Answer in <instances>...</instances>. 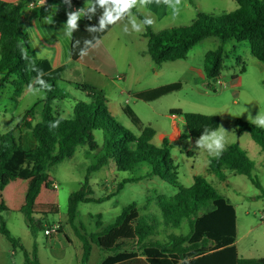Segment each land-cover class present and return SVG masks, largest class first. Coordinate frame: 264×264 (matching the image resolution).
<instances>
[{
    "label": "trees",
    "instance_id": "obj_1",
    "mask_svg": "<svg viewBox=\"0 0 264 264\" xmlns=\"http://www.w3.org/2000/svg\"><path fill=\"white\" fill-rule=\"evenodd\" d=\"M36 0H19L8 3L0 0V89L11 81L14 94L21 97L29 84L44 92L43 98L21 117L18 127L30 131L34 145L26 148L16 139L13 130L0 134V233L14 247L25 254V264H40L37 249L29 254L20 239L11 235L3 212L9 207L2 199V191L15 181H26L27 190L20 211L33 234L45 228L35 218L34 209L44 189L50 188V169L71 158L81 146L87 147V155L93 161L87 167L85 180L79 190L70 194L67 207L68 223L73 224L82 242V264H93L92 254L99 253L97 264H264V257L243 258L235 246L237 240V215L235 207L203 176H195L190 187L178 183L173 144L164 138L161 145L153 143L155 130L146 126L139 135L123 125L110 111L109 101L103 89L87 83H73L64 79L67 66L53 68L46 59L30 56L28 34L24 29L23 13ZM238 7L230 12L207 14L199 12L189 25L175 26L155 34L151 26L142 33L148 39L147 52L156 65L168 61L186 59L190 50L209 37H218L223 44L228 40L247 41L253 56L264 64V0H235ZM53 0H46L41 16L50 14ZM141 20L146 16L132 9ZM22 45L27 59L22 56ZM225 50L220 45L205 56V73L209 80L221 75ZM42 73L48 87L41 88L34 81ZM264 85V79H263ZM63 84V85H61ZM71 87L84 94L86 100L74 101L72 113L65 117L57 110L60 102L76 100ZM181 82L169 83L153 89L137 92L133 97L146 102L179 91ZM73 98V99H72ZM41 104V110L38 105ZM180 113L181 111H172ZM186 128L191 137L198 138L205 128L219 127V117L200 113H185ZM236 131L249 133L264 152V129L245 121L235 122ZM101 131L102 142L96 141L95 132ZM114 161L117 171L143 170L142 174L123 179L114 193L100 197L93 194L90 175L109 166ZM211 171L222 175L230 169L248 176L254 185L264 189L252 177L254 162L246 150L231 145L213 160ZM145 170V171H144ZM159 177L176 188L170 195L152 197L142 206L131 203L124 207L114 223L105 226L98 215L96 231L85 234L76 227L78 207L81 203H103L117 195L125 184ZM154 201L161 210V217L145 212ZM189 227L188 233L172 231L167 241L152 240L161 227ZM59 226L57 233H62ZM132 244L134 245L133 247Z\"/></svg>",
    "mask_w": 264,
    "mask_h": 264
},
{
    "label": "rangeland",
    "instance_id": "obj_2",
    "mask_svg": "<svg viewBox=\"0 0 264 264\" xmlns=\"http://www.w3.org/2000/svg\"><path fill=\"white\" fill-rule=\"evenodd\" d=\"M238 7L235 0H182L178 16H173L171 8L163 3L152 0L145 7L136 9L154 20L152 31L157 34L164 29L175 26L191 24L197 19L199 12L207 14H221L230 12ZM137 16V15H136ZM137 21H142L138 16ZM128 24V19L125 21ZM125 24L116 26L109 36L113 45L119 50L123 58L122 67L126 61L134 62L131 74L127 80L115 79L109 83L102 80L89 79L92 85L103 89L111 108L117 103L126 101L128 92L123 96L122 91H134L148 86L166 85L181 82L182 88L171 94L163 96L152 102H145L131 96V105L146 125H151L157 135L153 143L160 146L161 133L169 135L173 128L168 114L171 111L183 113L194 112L205 115H216L220 124L228 132L226 134L227 147L238 145L247 151L249 158L254 162L252 177L257 179L264 189V152L260 145L249 133L236 131L235 122H249L248 115L254 118L259 112L264 114V64L257 60L247 41H223L218 37H209L194 46L186 59L165 62L156 65L147 52L148 39L140 32L125 33ZM131 30V25L129 24ZM118 37H117V36ZM223 45L225 57L221 75L218 79L209 80L205 73V56L207 52ZM126 60V61H125ZM124 71H121V73ZM2 74L0 73V78ZM140 78V79H138ZM84 79V78H83ZM63 85V84H61ZM71 93L76 100L60 102L57 110L68 117L75 105L74 101L86 100L84 94L71 87ZM44 96L40 89L29 92L28 89L21 97H16L11 81L5 83L0 89V134L6 135L13 130L14 137L21 139L24 147H33L34 142L29 130L19 126L18 123L24 113L35 106ZM73 99V98H72ZM41 104L37 110H41ZM116 118L127 128L135 131L131 123L116 112ZM243 113V114H242ZM173 120H184L183 115L172 116ZM175 132L172 141L177 140L178 128L174 123ZM264 129V128H262ZM96 141L100 144L103 139L101 131L95 132ZM199 138V137H198ZM187 131L182 132L181 140L172 143L173 159L178 165V183L190 187L195 176L205 177L226 198L236 210L237 240L235 246L240 257H264V198L262 191L252 180L243 174L230 169H224L222 175L211 171V165L216 157L210 156L207 151L198 150L195 141ZM191 139V142H189ZM225 149V150H226ZM87 147L81 146L75 154L50 169V179L57 183L55 190L44 189L41 198L34 209L36 219L43 220L42 226L52 229L62 226V233L46 235L45 230H38L33 234L27 226L25 215L20 211L24 203L27 190L26 181H15L8 184L1 192L2 199L9 207L3 212L4 219L11 235L20 239L25 248L32 254L36 248L40 264H82V242L73 224L68 223L67 207L69 196L82 186L87 174V167L92 163V155H87ZM145 171V170H144ZM143 170L117 171L115 162L90 175V185L93 191L91 197L96 199L115 192L117 185L123 179L142 174ZM176 188L159 177L144 179L139 182L127 183L122 190L103 203H81L78 207L76 227L82 233L89 234L96 231V221L101 215L105 226L114 223L123 208L131 203H137L141 208L157 195H170ZM155 192L157 193L156 196ZM153 212L161 217V210L154 201L150 202L145 212ZM151 239L167 241L168 234L188 233L189 227L183 224L180 228L161 227ZM134 245L132 244L133 247ZM99 253L92 254L91 262L97 264ZM0 264H25L24 252L0 233Z\"/></svg>",
    "mask_w": 264,
    "mask_h": 264
},
{
    "label": "crops",
    "instance_id": "obj_3",
    "mask_svg": "<svg viewBox=\"0 0 264 264\" xmlns=\"http://www.w3.org/2000/svg\"><path fill=\"white\" fill-rule=\"evenodd\" d=\"M2 1L15 4L19 0ZM45 3L46 0H36L29 4L23 13L24 29L28 34L30 43V56L32 58L46 59L51 63L53 68L66 65L67 68L63 75L64 79L73 83H87L92 85L91 82H89V79L91 78L94 79V81L99 79L105 83H109L115 79H123L124 81L128 79L129 73L131 74L132 72L131 70L134 66V62L125 60L126 64L123 68V58H120L119 50L109 39L111 38L112 40V38L115 37L113 35L109 36L112 30L120 23L125 24L127 18L118 22L116 25H110L104 32L88 33L86 31V26L98 25L99 16L102 10L97 8V12L92 16L91 20H89L87 16L81 18L79 21L78 31H75L72 38H69L65 35L64 28V25L67 21V13L84 8L86 0H70L69 3H65V0H53L50 14L46 17H42L41 10ZM133 9L137 10L136 8ZM131 14L132 16H136L132 11ZM145 16L148 17V15ZM93 36L99 37L101 40L99 47L90 50L89 54L81 59L78 55L79 48H73L74 41L80 40V47H83V41L85 39H92ZM121 71L124 72L121 73ZM159 86L162 85L148 86L147 88H140L134 91H122V96L128 92L129 97H127L126 101H120L117 103L116 108H111V106H109L111 113L116 117V112L119 111L120 114L123 115L135 128V131H132L136 135H139L146 126L151 125H146L138 113L134 110V107L131 105V96L134 93L153 89ZM175 115H183L184 120H173L171 117ZM168 117L171 119L173 130L169 135L161 133L160 138L162 139L161 136H166L165 138H168L171 143L174 141L176 143L177 141L181 140L182 132L187 131L185 113L171 111L168 114ZM175 122L177 123V130L179 134L178 137L175 138L177 140L172 141L171 136L174 135L175 132ZM156 135L157 131L155 130V136Z\"/></svg>",
    "mask_w": 264,
    "mask_h": 264
},
{
    "label": "clouds",
    "instance_id": "obj_4",
    "mask_svg": "<svg viewBox=\"0 0 264 264\" xmlns=\"http://www.w3.org/2000/svg\"><path fill=\"white\" fill-rule=\"evenodd\" d=\"M69 2L70 0H65V3ZM151 2L152 0H86L84 8L67 13V21L64 25L65 35L72 38L73 33L79 29V21L81 18L87 16V18L91 20L92 16L96 14L97 8L102 10L98 25L86 26V31L88 33L104 32L110 25H116L126 18L128 19V24L124 25L123 31L125 33H130V31L140 33L146 26H153L154 20L150 17H146L142 21H137V19L132 16L131 10L137 7H145ZM155 2L158 4L163 3L171 8L174 17L179 15L182 0H155ZM129 24L131 25V30L129 29ZM100 43L101 40L99 37L93 36L92 39H85L83 41V47H80V40H75L73 48H79L78 55L82 59L89 54L90 50L98 48ZM18 47L21 48L22 56L27 59V53L22 45H18ZM41 77L42 73L36 77L34 83L39 84L41 88L48 87ZM28 91L34 93L38 91V89L34 88L33 84H29ZM248 120L251 124L259 128H264V114L259 112L253 118L251 113H249ZM227 133L228 132L222 125L211 130L205 128L199 138L196 139L195 147L198 150L207 151L210 156L218 158L227 147ZM189 142H191V139H189ZM180 264H188V262L185 260L180 262Z\"/></svg>",
    "mask_w": 264,
    "mask_h": 264
},
{
    "label": "built area",
    "instance_id": "obj_5",
    "mask_svg": "<svg viewBox=\"0 0 264 264\" xmlns=\"http://www.w3.org/2000/svg\"><path fill=\"white\" fill-rule=\"evenodd\" d=\"M52 186H53V188L56 190L57 189V183L56 182H52ZM57 231H58V226H55V227H53L52 229H46L45 230V234L46 235H51L52 233H57Z\"/></svg>",
    "mask_w": 264,
    "mask_h": 264
}]
</instances>
